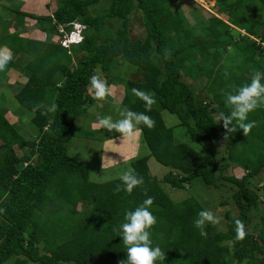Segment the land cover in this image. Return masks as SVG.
<instances>
[{
	"label": "trees",
	"instance_id": "obj_1",
	"mask_svg": "<svg viewBox=\"0 0 264 264\" xmlns=\"http://www.w3.org/2000/svg\"><path fill=\"white\" fill-rule=\"evenodd\" d=\"M51 1L49 16L18 14L55 34V41L18 44L14 36L0 39V48L28 57L19 68L26 80L15 99L32 114L30 121L37 129L34 139H25L6 119L7 111H0V264H119L126 259V249L117 229L125 212L134 211L148 197L154 199L149 210L157 218L151 239L153 247L165 252L163 264H264V186L263 194L249 188L250 181L264 173V108L249 114L255 127L246 137L237 130L224 141L222 122L216 124L215 119L218 112L229 111L228 93L250 83L254 71L264 73V20L248 16L245 0H208L228 21L212 14L205 19L192 11V23L180 8L171 6L173 0H111L108 9L96 15L91 9L102 0ZM254 2L264 11V0ZM136 14L142 16V39L130 37L129 24ZM113 21L117 25L111 30ZM74 22L87 30L83 42L68 54L58 43V26L69 33ZM235 28L244 34L235 38ZM227 58L229 66L223 64ZM124 63L136 67L138 77L124 83L121 105L145 112L133 88L154 93L156 100L145 113L155 127L140 125L139 132L149 156L130 160V167L143 178L131 195L115 192L119 178L91 182L87 167L67 155L69 141L79 133L77 121L95 102L90 76L97 69L110 76ZM49 91L55 95V111L43 107ZM162 111L177 117L197 149L176 140ZM220 141L225 153L218 157ZM150 157L169 170L161 180L150 172ZM230 166L244 175L221 177ZM195 179L208 188H218L220 180L231 184L238 215L225 212L226 231L208 224L207 237H202L194 220L205 208L194 198L175 203L161 186L183 188ZM252 212L263 220L254 225L256 237L247 230ZM236 219L245 224L242 241L235 240Z\"/></svg>",
	"mask_w": 264,
	"mask_h": 264
},
{
	"label": "rangeland",
	"instance_id": "obj_2",
	"mask_svg": "<svg viewBox=\"0 0 264 264\" xmlns=\"http://www.w3.org/2000/svg\"><path fill=\"white\" fill-rule=\"evenodd\" d=\"M254 1L255 0L244 1L245 5H250L247 12L248 16L252 17L253 19L260 17L264 20V11H259L257 2ZM110 3L111 0H102L96 4L91 9V11L94 15L101 14L103 11L108 9ZM4 6L11 10L14 8L12 7L13 1L6 0ZM171 6L178 7V9L180 8L179 11H183L184 15L191 23L193 22V19L191 18L193 17V15H191L192 11H198L205 19H209L211 15L208 10H211L216 15V17H219L224 21H228L226 16L219 14V8L214 6V2L208 0H173ZM5 7H0V9L4 10ZM116 25L117 24L113 21L109 24V28L114 30ZM129 28L131 38L142 39L144 37L142 16L140 14H136L132 18ZM47 32L50 35H53V33L49 32V30ZM262 32L263 29L260 30V33ZM243 34L244 32L241 29H233V36H235V38ZM73 60V66H75L77 59L73 57ZM11 62L12 65L7 66L6 71L0 72V111H7L8 115L4 114L5 117H8L9 121L22 137L28 140L34 139L37 135V129L31 124L30 120L32 118V114L28 111L26 112V110L20 107L15 100V93L20 90L21 85L24 84V81L26 80L22 72L19 70V68H22L24 65L22 66V64L17 63L18 61H15L14 58L11 60ZM223 64L226 66L231 65V58L223 60ZM137 77L138 70L136 67L126 63H124V65L119 68L115 67L112 69L110 76H106V73H103L102 79L107 82L110 94L105 100L99 101L95 99L96 101L94 105H89L88 110L85 113V117L79 119V133L74 134L67 145L68 157L80 165L87 167L89 171V180L93 183L99 184L118 179L120 175L130 167V160L149 156V150L142 142L140 133L139 136L136 134L132 140L129 141L122 140L123 138L119 133L114 131L109 132L106 129H98L94 127V125L102 117L110 115L114 121L121 118L119 116V110L126 108L121 105L123 93L122 95H119L118 89H124V83L126 81L136 80ZM6 83H17V85L12 87L10 86L11 84L7 85ZM197 86L199 87L200 85ZM120 92L121 91H119V93ZM204 96L207 97L206 94H204ZM204 96L200 94V97ZM7 99H11V101L6 102ZM54 100L55 95H53L52 91H49L46 95L43 107L50 110L54 105ZM161 116L165 125L173 130V135L177 141L189 144L194 149H197L195 144L189 142L186 130L179 126V121L175 115L167 111H162ZM1 147L2 145L0 143V148ZM217 147L219 149V157L225 153L224 141H220ZM14 149L20 156V151L16 147H14ZM121 151L128 153V159L122 163H114L120 158ZM199 151L201 152V150ZM104 157L112 159L113 163H109V161L104 159ZM102 160L103 162L107 161L106 163L109 164L108 167L102 169ZM148 167L151 174L158 180H161L162 177H164L169 171L168 168L158 164L152 157L148 159ZM242 175H244V171L235 166H230V168L223 171L221 177L240 179ZM230 185L231 184H229L227 181L220 180V186L218 188H208L201 182L200 179H195L190 185H185L183 188H172L168 184H161L164 191L168 194L170 200L173 202L178 203L188 198H194L205 209L211 210L217 217L220 218V224L215 226L217 227L218 231L223 232L227 229L226 221L224 219L225 212L230 211L232 215H238V210L231 200L233 190L231 189ZM263 186L264 173H261L250 181L249 188L253 191H257L259 194H263ZM224 201H226L228 204L222 206L221 203ZM78 210H80V205L78 206ZM252 214L254 218L247 226V230L256 237L257 234H255L253 231L255 229L254 225L256 224L259 226V223L262 224L263 220L261 221L259 217L257 218L254 212H252Z\"/></svg>",
	"mask_w": 264,
	"mask_h": 264
},
{
	"label": "clouds",
	"instance_id": "obj_3",
	"mask_svg": "<svg viewBox=\"0 0 264 264\" xmlns=\"http://www.w3.org/2000/svg\"><path fill=\"white\" fill-rule=\"evenodd\" d=\"M80 23V22H78ZM82 24V23H80ZM84 25V24H83ZM86 26V25H85ZM83 30L82 40L75 43L72 48L80 45L84 40ZM12 60L11 50L6 46L0 48V72L7 69L8 64ZM102 71L97 69L95 74L89 78V90L94 99L103 101L109 93L107 82L102 79ZM264 73L254 71L250 83H247L234 92H230L225 96V105L229 109L228 112H218L215 116L216 124L222 122L224 130V141H228L229 137L237 130L242 131L246 137L251 129L255 127V121H248L250 113L258 108H264ZM132 94L144 103L145 112H135L128 109L119 110L118 120H113L112 116H105L98 120L94 127L98 129H106L109 132L119 133L122 140H132L139 132H142L140 125L152 129L155 127V121L147 114L152 110V106L156 103L155 94L152 92L142 91L136 88L131 90ZM35 110V109H34ZM56 106L53 105L50 111H55ZM102 159V157H101ZM109 163L112 159L105 158ZM108 167L102 160V169ZM121 183L116 185L115 192L124 191L131 195L133 190L143 184V178L139 177L134 169L128 168L119 177ZM154 203L152 197H148L134 211H126L124 222L117 229V233L126 249V259L121 260L119 264H156L166 259L165 252L159 247H153L151 239V229L157 223V218L149 210ZM235 240L242 241L246 237L245 224L242 220H235ZM208 224H220V218L211 210H201L194 220V227L199 230L202 237H207L206 226Z\"/></svg>",
	"mask_w": 264,
	"mask_h": 264
},
{
	"label": "crops",
	"instance_id": "obj_4",
	"mask_svg": "<svg viewBox=\"0 0 264 264\" xmlns=\"http://www.w3.org/2000/svg\"><path fill=\"white\" fill-rule=\"evenodd\" d=\"M10 1H13L12 7H14L11 10H9L7 7L4 6V3H6V0H0V7H5L4 10L0 9V39L4 37L14 36L15 38H17L15 41L16 43L18 42V44H19V41H26V40H35V41L54 40L55 41L56 39L55 34L50 35L49 33H45L41 31L40 29L37 28L35 20L30 19L29 17H24L22 19V17H20L18 14V13H26V14L36 15V16H49L51 15L52 10L54 8L52 6L51 0H10ZM12 43L13 42H11L10 44ZM11 53L13 55L12 59L14 58L15 61H18L17 63L22 64V66L25 65V63L28 61V57L24 55L23 53L17 54L12 51ZM6 84L7 85L11 84L10 86L12 87L17 85V83H6ZM119 91L121 92L119 93ZM123 92H124L123 88L118 89L119 95H122ZM8 101H11V99L6 100V102ZM5 114L8 115L7 112ZM6 119L12 125L8 117H6ZM79 121L80 120L77 121L78 126H79ZM137 136H139V133H137ZM120 155H121L120 158L114 163L116 162L122 163L126 159H128V156H127L128 153L121 151ZM106 162L107 161H105L104 163L107 164Z\"/></svg>",
	"mask_w": 264,
	"mask_h": 264
},
{
	"label": "built area",
	"instance_id": "obj_5",
	"mask_svg": "<svg viewBox=\"0 0 264 264\" xmlns=\"http://www.w3.org/2000/svg\"><path fill=\"white\" fill-rule=\"evenodd\" d=\"M210 14L216 16L211 10H208ZM72 29L69 33L66 32L65 26L59 25L58 26V43L59 45L67 50V53L70 54L72 51V47L78 41L82 40V33L87 27L83 24L78 22H74L71 24Z\"/></svg>",
	"mask_w": 264,
	"mask_h": 264
}]
</instances>
